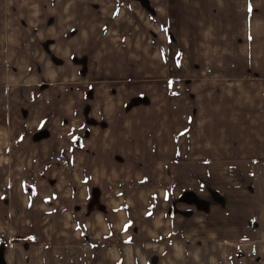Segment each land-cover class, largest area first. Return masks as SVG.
<instances>
[{
  "label": "rangeland",
  "instance_id": "374dc122",
  "mask_svg": "<svg viewBox=\"0 0 264 264\" xmlns=\"http://www.w3.org/2000/svg\"><path fill=\"white\" fill-rule=\"evenodd\" d=\"M178 1L146 0L142 5L137 0H0V139L5 142V148H13L8 142L20 132L18 127L16 131L13 129L17 114L24 118L28 113L26 118L35 121V110L40 115L41 110L49 108L54 115L53 110L58 107L54 105L59 102L54 99V105L44 103L48 96L44 94V87L61 81L60 88H79L84 84L79 83L81 77L87 80L86 87H102L100 109L111 106V102H103L107 97L105 90L115 91L120 87L124 95L133 94L134 105L141 102L143 95L156 100L155 95L163 98L164 93L169 115L166 121L172 128H178V135L187 134L190 128L183 127L181 118L189 111L180 110V97L173 93L190 88V83L196 81L186 77L201 74L196 66L205 72L197 76V81L217 76L216 71H221V62H217L221 52L220 47L214 46L202 47L199 52L179 46L176 35L181 31L175 30V26L200 25L202 16L195 12L183 13L174 4ZM220 18L217 11L211 23H220ZM141 41L149 43V50L155 56H147V51L141 57V49L138 55L135 51L129 55L130 46L135 44L136 50V44ZM66 46L72 55L71 63H58L60 68L53 66L57 76L52 73L37 80L38 74L30 69L31 65L39 62L44 54L50 56L52 63L58 61L60 55H68L63 53ZM111 56L119 59L110 60ZM183 57L186 61L180 64ZM187 65L193 67L190 72H186ZM129 66L134 68L132 79L129 72L125 76L120 73ZM88 67L91 73H87ZM214 82L217 86L220 80ZM75 93L60 95L59 99L75 98L74 104H83V96L77 89ZM116 98L115 95L113 103ZM99 106L93 105L91 116L86 107L82 112L94 119L92 116ZM158 111L156 107L154 112L141 115L134 111L132 126L119 128L117 139H113V128L109 125L98 129L97 132L111 138L110 144L102 143L98 156L85 155L77 148L62 154L66 151L65 138L77 137L74 134L78 126L66 129V125H60L51 149L45 147V136L52 128L36 127L29 132V143H23L27 155H37V152L39 158L45 151L50 152L37 160L28 158L29 161L33 159L37 166L50 169L53 174L49 175V182L59 184L61 190H55L58 195L53 202L52 221L47 222L44 217L37 223V229L23 238L27 253L24 264H206V255L200 253L207 250L206 240L195 237L196 221L201 222L200 210L206 206V190H197L190 175L178 173L179 168L189 166V158L177 156L175 153L180 151L173 142L166 143L163 153L158 154L153 146L155 142L152 143L148 134L140 133L151 126L157 133ZM68 123L72 124L70 118ZM142 123L145 128L140 130L138 124ZM177 123L182 126L177 127ZM177 130L171 131L170 136ZM132 131L136 141L119 140L121 134ZM81 132L87 136L88 128L84 126ZM184 146L182 143L180 150L188 155ZM5 162L11 165L12 160ZM190 183L194 184L192 188ZM29 188H25L27 193ZM40 211L43 213V209Z\"/></svg>",
  "mask_w": 264,
  "mask_h": 264
},
{
  "label": "crops",
  "instance_id": "0c3cea01",
  "mask_svg": "<svg viewBox=\"0 0 264 264\" xmlns=\"http://www.w3.org/2000/svg\"><path fill=\"white\" fill-rule=\"evenodd\" d=\"M174 4L183 9V13L195 12L202 16L200 25L185 23L183 26H175V30L181 31L176 35L179 46L184 50L185 47L187 50L193 48L196 52L202 47L214 46L220 47L221 52L220 61L217 60L221 62V71H216L217 76L211 75L206 77V81H197V76L205 72L196 66V70L201 74L186 75L196 81L190 83V88L173 93L177 98L180 97V110L189 111V114L184 113V118H181L183 127L190 128L188 133L178 135V128H172V124L170 126L166 121L169 115L165 110L168 103L164 93H161L163 98H160L159 94L155 95L156 100L147 99L143 95L141 102L134 105L133 94L124 95V90L117 87L115 91L105 90L104 96L110 99L103 98V102H111V106L100 109L102 104L99 94L102 87H86L85 78L81 77L79 83L84 84L79 88H60L59 84H63L61 81L50 85L55 87H44V94L50 97L47 96L44 103L52 104L54 99L59 102V105L52 104L58 106L53 110L54 115L47 106L48 109L44 112L41 110L40 115L35 110V121L26 118L28 113L24 118L17 114V118L13 120V129L16 131L19 128L20 132L8 142L13 144V148L6 149L3 145L5 142L0 139V264H24L27 253L23 249L22 240L33 229H37L39 220L43 221L46 217L47 222L52 221L53 202L58 195L55 190H61L59 184L49 182V175L53 174L50 169L37 166L33 159L29 161L28 158L36 159L39 155L36 152L37 155L29 156L26 146L23 147V143H29V132L36 127L52 128L50 134L45 136V147L51 149V144L60 133L57 129L60 125H66L67 127L63 126L66 129L78 126L74 134L77 137L65 138L66 151L62 154L72 151L71 148H77L76 150L85 155L98 156L102 143L111 142L110 135L107 137L97 132L98 129L103 130L105 124L109 125L113 128V139H117L119 128L132 126L131 115L134 111L141 115L144 112H154L155 107L160 111L156 119L157 133L154 126L142 130L145 128L144 123L138 124V128L142 130L140 133L149 135L152 143L155 142L153 146L157 148L158 154L163 153L162 148H165L166 143L173 142L175 148L180 151L175 154L181 158H189V166L179 168L178 173L190 175L191 180L196 183V189L207 192L206 206L203 211L200 210L201 222L196 221L195 234V237L206 240L207 250H200L201 254L206 255V264H264V0H179ZM217 11L221 14V20L213 25L212 17ZM130 47L129 55L134 51L138 55L141 49V57L147 51V56H155L146 41L137 43L136 50L135 44ZM65 48L66 50L62 49L63 53L68 55H60V61L52 63L50 56L44 54L39 62L31 65L30 69L38 74L37 80L50 77L52 73L57 76L54 67L60 68L61 64L58 63H71L69 47ZM156 55L160 56L161 51ZM108 58L116 60L119 56ZM179 61L180 64L185 63L186 58H180ZM195 61L197 62V59ZM187 67L189 70L186 72L193 69L188 65ZM133 70L134 68L129 66L123 68L120 73L125 76L129 72L128 76L132 79L135 77L131 72ZM60 71L64 72L63 68ZM89 71L90 67L87 73ZM215 79L220 80L217 86ZM76 89L83 96V104H74L75 98L67 101L66 98L59 99L63 94H76ZM60 90L63 91L62 94L59 93ZM115 95L117 98L113 103ZM35 101L37 102V99ZM93 105L100 106L92 116L94 119H89ZM85 107L87 111L90 109L89 116L84 110L82 112ZM108 112L111 113L108 115ZM68 118L72 121L71 125ZM75 120L78 124L80 122V125L74 124ZM180 124L177 123L176 126H182ZM84 126L88 128L87 136L81 132ZM149 130L151 132H148ZM173 130L177 131L170 136ZM126 133L120 135V141H136L133 131L131 134ZM182 143L189 151L188 155L184 150H180ZM45 153L39 158L47 156L50 152ZM115 157L113 155V159ZM6 159L12 160L11 165H7ZM33 175H37V178L32 177ZM191 185L194 184L190 183V188ZM27 187H30L29 193L25 190ZM209 191H212L211 195ZM67 214L69 216V210ZM33 215L37 216L36 220L31 217ZM190 218L194 221L193 216ZM190 236L193 237L194 234Z\"/></svg>",
  "mask_w": 264,
  "mask_h": 264
},
{
  "label": "trees",
  "instance_id": "16d2710c",
  "mask_svg": "<svg viewBox=\"0 0 264 264\" xmlns=\"http://www.w3.org/2000/svg\"><path fill=\"white\" fill-rule=\"evenodd\" d=\"M138 2H140L142 5L146 4V0H137Z\"/></svg>",
  "mask_w": 264,
  "mask_h": 264
},
{
  "label": "built area",
  "instance_id": "2783aa9c",
  "mask_svg": "<svg viewBox=\"0 0 264 264\" xmlns=\"http://www.w3.org/2000/svg\"><path fill=\"white\" fill-rule=\"evenodd\" d=\"M238 245H241V243H239Z\"/></svg>",
  "mask_w": 264,
  "mask_h": 264
},
{
  "label": "water",
  "instance_id": "95a60500",
  "mask_svg": "<svg viewBox=\"0 0 264 264\" xmlns=\"http://www.w3.org/2000/svg\"><path fill=\"white\" fill-rule=\"evenodd\" d=\"M189 199H191V196L189 197Z\"/></svg>",
  "mask_w": 264,
  "mask_h": 264
}]
</instances>
